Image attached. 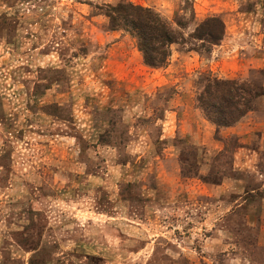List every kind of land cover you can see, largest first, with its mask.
Listing matches in <instances>:
<instances>
[{"label": "rangeland", "instance_id": "1", "mask_svg": "<svg viewBox=\"0 0 264 264\" xmlns=\"http://www.w3.org/2000/svg\"><path fill=\"white\" fill-rule=\"evenodd\" d=\"M120 2L223 40L152 69ZM206 75L264 87V0H0V264H264V96L217 129Z\"/></svg>", "mask_w": 264, "mask_h": 264}, {"label": "trees", "instance_id": "2", "mask_svg": "<svg viewBox=\"0 0 264 264\" xmlns=\"http://www.w3.org/2000/svg\"><path fill=\"white\" fill-rule=\"evenodd\" d=\"M105 15L112 29H121L135 39L144 64L152 69L167 66L172 45L186 47L200 55L209 54L224 37V25L217 16L205 18L185 35L149 7L120 2L108 6ZM197 84L196 106L217 129L234 126L264 96V87L248 78L224 79L206 75L199 78Z\"/></svg>", "mask_w": 264, "mask_h": 264}]
</instances>
